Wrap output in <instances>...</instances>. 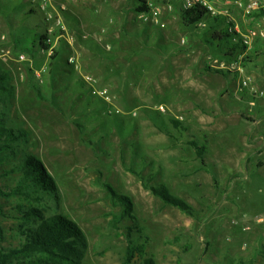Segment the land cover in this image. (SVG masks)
<instances>
[{"label": "rangeland", "instance_id": "obj_1", "mask_svg": "<svg viewBox=\"0 0 264 264\" xmlns=\"http://www.w3.org/2000/svg\"><path fill=\"white\" fill-rule=\"evenodd\" d=\"M37 1L0 0V69L8 78L0 110L29 132L19 147L56 181L47 212L67 215L84 231L82 264H121L127 227L137 242L147 238L153 264H264L262 38L247 52L256 61L249 68L240 56L210 49L199 34L203 22L182 24V0H146L157 11L146 19L135 11L137 0H50L47 12L36 10ZM232 1L210 0L229 9L239 33L264 31V16ZM31 6L36 11L25 16ZM37 25L51 27L53 40L61 34L53 60L47 50L17 47ZM191 142L205 147L203 160ZM18 175L3 176L0 187L14 186ZM143 181L166 185L194 215L164 205ZM104 182L130 197L135 221L110 225L120 207ZM19 201L0 197L4 247L18 243L12 207Z\"/></svg>", "mask_w": 264, "mask_h": 264}, {"label": "trees", "instance_id": "obj_2", "mask_svg": "<svg viewBox=\"0 0 264 264\" xmlns=\"http://www.w3.org/2000/svg\"><path fill=\"white\" fill-rule=\"evenodd\" d=\"M134 8L137 13L150 11L146 0H137ZM36 10L34 6L29 7L25 16L33 14ZM178 13L185 27L198 28L197 24L204 22L203 28H199L201 32L199 34L210 49L228 59L240 56L243 65H246L245 60L249 62L247 59L250 56L246 53L242 37L226 16L211 15L206 7L198 4L186 8L181 6ZM253 15L264 16V9L256 11ZM41 27L43 26L35 27L36 29L26 39L28 44L17 47L30 54L47 50L49 47L46 43L47 30L38 31ZM56 56L57 50L54 48L50 59L53 60ZM206 68L216 73L224 72L222 69ZM7 79L6 72L0 69V99L7 90ZM2 115L3 111L0 110V178L14 172H18L19 175L14 186L0 187V197L16 198L20 201L12 207L16 214L14 218L17 220L15 232L18 243L9 247L0 245V264H82L88 247L84 231L67 215L47 212L49 208L45 207L47 206L45 198L57 199L56 181L36 154L23 151L24 149L19 147L30 142L29 132L19 127L20 122L7 120ZM170 121L176 128L181 127L180 121L176 119ZM191 144L195 146L198 157L203 160L205 147H200L195 142ZM17 156L19 157L16 159ZM262 165L263 162L258 166ZM102 186L109 193L112 202L120 207V212L112 216L110 225L116 228L125 218L135 221L130 197L117 192L109 183L104 182ZM143 186L164 205L177 208L187 215H194L193 207L184 199L172 194L166 185H150L149 181H143ZM1 213L3 208L0 205ZM127 229V244L121 264H153L154 260L146 257L147 238L137 242L131 238L133 228ZM3 240L4 230L0 226V241Z\"/></svg>", "mask_w": 264, "mask_h": 264}, {"label": "built area", "instance_id": "obj_3", "mask_svg": "<svg viewBox=\"0 0 264 264\" xmlns=\"http://www.w3.org/2000/svg\"><path fill=\"white\" fill-rule=\"evenodd\" d=\"M49 3H50V0H38L37 4H36L38 11L47 12L48 8H49ZM232 3L245 14H250V13H252L254 11H258L260 9H264V0H233ZM195 4H198V5H201L203 7H206L211 15L220 14V15L226 16L228 20L230 19L229 18L230 17L229 9L224 8V9L218 10L210 2V0H182V6L185 7V8L186 7H192ZM165 6L169 10L173 8V4L171 2H168ZM53 10H54V13L57 12V10L55 8H53ZM147 14H149L152 17V16H155L157 14V11L154 10V9H150V11L148 13L144 12L143 16L144 15L146 16L145 19L147 18ZM50 17H52V14L48 12V17L47 18L49 19ZM55 21H56V26L60 27L61 29H64V26L61 23L62 22L61 18L59 16H57V18H55ZM203 25H204V22H203ZM234 28L236 30L235 25H234ZM47 31H48V35L46 37V43L49 44V47L47 49V54L50 55L52 53L53 46L57 42V38L59 36H61V34H59V36H57L53 40V38H51L52 28L48 27ZM240 35L242 37V41H243L244 45L246 46V51L249 50L252 47V41H253L254 38L261 37L262 40L264 41V31L257 32L256 30H251V31H249L248 33H245V34H243V33L241 34L240 33ZM1 52L4 54L7 51H5L4 49H1ZM19 59L23 60L24 59V55L21 54L19 56ZM246 84L247 83L245 81L241 82L237 86L235 94L236 95H240V91H242V89L246 86ZM259 94H262V93L260 92Z\"/></svg>", "mask_w": 264, "mask_h": 264}, {"label": "crops", "instance_id": "obj_4", "mask_svg": "<svg viewBox=\"0 0 264 264\" xmlns=\"http://www.w3.org/2000/svg\"><path fill=\"white\" fill-rule=\"evenodd\" d=\"M248 52V50L246 51V53ZM249 62H247L248 64H247V66L249 67V68H252L253 66H254V63L256 62H254V61H250V60H248Z\"/></svg>", "mask_w": 264, "mask_h": 264}]
</instances>
